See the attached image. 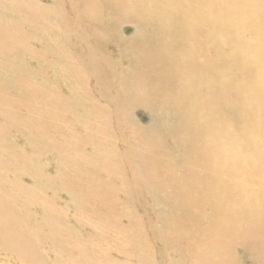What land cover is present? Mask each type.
Masks as SVG:
<instances>
[{"label": "rangeland", "instance_id": "rangeland-1", "mask_svg": "<svg viewBox=\"0 0 264 264\" xmlns=\"http://www.w3.org/2000/svg\"><path fill=\"white\" fill-rule=\"evenodd\" d=\"M0 9L21 45L0 64V195L42 223L33 256L0 264H264V0Z\"/></svg>", "mask_w": 264, "mask_h": 264}, {"label": "bare ground", "instance_id": "bare-ground-1", "mask_svg": "<svg viewBox=\"0 0 264 264\" xmlns=\"http://www.w3.org/2000/svg\"><path fill=\"white\" fill-rule=\"evenodd\" d=\"M53 2V1H52ZM4 2H2V4H3ZM22 3V2H21ZM23 4V3H22ZM125 4V3H124ZM8 4H6V6H7ZM24 5V4H23ZM88 5V4H87ZM94 5V4H93ZM1 6H3V5H1ZM21 7H22V5H20ZM77 7V6H76ZM109 7V6H108ZM8 9V8H7ZM48 9V8H47ZM1 10V9H0ZM51 10V9H50ZM49 10V11H50ZM3 11V10H2ZM55 12V11H54ZM53 12V13H54ZM168 12V11H167ZM170 13V12H169ZM5 14V13H4ZM8 15V14H7ZM23 15H24V13H23ZM161 15V14H160ZM17 16H18V13H17ZM33 16H34V14H33ZM32 16V17H33ZM54 16V15H53ZM56 17V16H55ZM27 18V17H26ZM4 20H5V18H4ZM25 20V19H24ZM23 21V20H22ZM132 24V23H131ZM12 26V25H11ZM131 26V25H130ZM135 27V26H134ZM137 30H139V29H135L134 31H135V34L137 35L138 34V31ZM141 30V29H140ZM142 31V30H141ZM131 32V31H130ZM40 33V32H39ZM117 33V32H116ZM40 34H42V33H40ZM45 34V33H44ZM144 34V33H143ZM142 34V35H143ZM139 35H140V33H139ZM145 35V34H144ZM143 35V36H144ZM4 36V34L3 33H0V64L2 63V57H15V55H17V54H19V52L21 51V45L20 44H15L14 42H11L10 40H4L3 37ZM53 36V35H52ZM62 36V35H61ZM60 36V37H61ZM122 36V35H121ZM36 37V36H35ZM63 37V36H62ZM145 37V36H144ZM40 38V37H39ZM134 38V37H133ZM136 38V37H135ZM143 38V37H142ZM152 38V37H151ZM178 39V38H177ZM152 40V39H151ZM18 41V40H17ZM51 41V40H50ZM35 42V41H34ZM84 45L86 46V42H84ZM89 45V44H88ZM90 46V45H89ZM39 47H42L41 45L39 46ZM30 50V49H29ZM68 50V49H67ZM66 50V51H67ZM86 51V50H85ZM163 55L162 54H160V60H164V58L162 57ZM6 59V58H5ZM11 59V58H10ZM10 59H8V60H10ZM58 59H60V58H58ZM14 60V59H13ZM29 60H31V59H29ZM35 60V59H34ZM69 61V60H68ZM9 62H11V60L9 61ZM21 62H23L22 60H21ZM38 61L36 60V63H37ZM40 62V61H39ZM166 62L165 61H163L162 62V64L164 65ZM14 64V63H13ZM38 64V63H37ZM29 65V64H28ZM36 66V65H35ZM40 66V65H39ZM41 66H42V64H41ZM40 66V67H41ZM60 66V65H59ZM52 68V67H51ZM103 67L102 66H99V65H97V66H95V68H93V70H97V71H102L101 69H102ZM53 69V68H52ZM64 69V68H63ZM168 69V68H167ZM45 70H46V68H45ZM49 70V69H48ZM164 70V69H163ZM169 70H171V69H169ZM34 71V70H33ZM36 71V70H35ZM57 71V70H56ZM162 71V70H161ZM165 72H167L166 70H164ZM4 72V71H3ZM53 72V71H52ZM58 72V71H57ZM1 73V72H0ZM8 73V72H7ZM59 73V72H58ZM61 73V72H60ZM219 73V72H218ZM38 74V73H37ZM53 74V73H52ZM51 74V75H52ZM119 75H121V74H119ZM39 76V75H38ZM160 76V75H159ZM166 76H167V78H165V79H167V80H170L171 81V79H172V74H171V72H167L166 73ZM37 77V76H36ZM58 77H60V76H58ZM161 77V76H160ZM38 78V77H37ZM40 78V77H39ZM55 78V77H54ZM61 78V77H60ZM63 78V77H62ZM59 79V78H58ZM64 79V78H63ZM62 79V80H63ZM218 79H219V77H218ZM40 80H41V78H40ZM68 80V79H67ZM13 81H16V79H14ZM46 81V80H45ZM52 81H53V79H52ZM64 81H65V79H64ZM51 82V81H50ZM70 82V81H69ZM29 84H30V82H28ZM55 83V82H54ZM68 83V82H67ZM52 84V83H51ZM94 84V83H93ZM70 85V84H69ZM74 85H76V84H74ZM11 86H13L12 84H11ZM10 85H9V88L11 87ZM72 86V85H71ZM79 87V86H78ZM72 89V88H71ZM70 92V91H69ZM0 95H1V93H0ZM262 96V95H261ZM78 97V96H77ZM118 97V96H117ZM79 105H81V104H79ZM156 106V105H155ZM80 107V106H79ZM81 110V109H80ZM146 110V109H145ZM147 111V110H146ZM96 112H98V111H96ZM148 112V111H147ZM1 113V112H0ZM101 114V113H100ZM106 115V114H105ZM110 115V114H109ZM108 115V116H109ZM98 116H100V115H98ZM1 117V116H0ZM102 117V116H101ZM108 118H110V117H108ZM156 118V117H155ZM106 119H107V117H106ZM3 120V119H2ZM150 120H152V118L150 119ZM108 121H110V120H108ZM114 121V120H113ZM164 121V120H163ZM161 122V121H160ZM159 122V123H160ZM7 123L9 124V125H11V126H14L15 128H14V130L15 131H20V130H18V127H17V124H18V120L17 121H14V120H12L11 118H10V115L8 114L7 115ZM110 123V122H109ZM115 123V122H114ZM154 124V123H153ZM161 124H162V122H161ZM169 125V124H168ZM95 130V129H94ZM22 132V131H21ZM20 133V132H19ZM18 133V134H19ZM118 133V132H117ZM114 135H115V133H114ZM19 136V135H18ZM20 136H21V134H20ZM22 137V136H21ZM25 137V136H24ZM33 138V140L34 141H37L38 139H37V137H32ZM11 139H13V138H11ZM10 140V139H9ZM118 140V139H117ZM11 141V140H10ZM27 141V140H26ZM70 141V140H69ZM74 141V140H73ZM115 142H117V141H115ZM120 142V141H119ZM122 143V142H121ZM128 143V142H127ZM28 145V144H27ZM29 146H31V145H29ZM128 146H130V145H128ZM185 146H186V148H189L190 149V147L192 146H190V144L189 143H186L185 144ZM253 146V145H252ZM28 147V146H27ZM89 147V146H88ZM137 148V147H136ZM135 148V149H136ZM28 149H30L31 150V148H28ZM138 149V148H137ZM2 152V151H1ZM137 152V151H136ZM142 152V151H141ZM54 153V152H53ZM56 153V152H55ZM49 155V154H48ZM94 155V154H93ZM142 155V154H141ZM247 155V154H246ZM50 156V155H49ZM57 156V155H56ZM82 156V155H81ZM140 156V155H139ZM144 155H142V157H143ZM60 157V156H59ZM76 157V156H75ZM4 158V157H3ZM38 158V157H37ZM52 158V157H51ZM93 158V157H92ZM36 161H38V160H36ZM45 161V160H44ZM140 161H141V159H140ZM53 162V161H52ZM58 162V161H57ZM85 162V161H84ZM256 163V162H255ZM6 164V163H5ZM58 164H59V162H58ZM95 164V163H94ZM142 165V164H141ZM38 166V165H37ZM42 166V165H41ZM47 166H45V168H46ZM62 167V166H61ZM29 168V167H28ZM55 168V164H54V167L52 168V169H54ZM58 168H59V166H58ZM65 168V167H64ZM3 169V168H2ZM12 169H13V167H12ZM106 170V169H105ZM55 171V170H54ZM6 172V171H5ZM22 172V171H21ZM58 172V171H57ZM1 174V173H0ZM7 174V173H6ZM11 174V173H10ZM21 173H19V175H20ZM57 174V173H56ZM205 174V173H204ZM24 175V174H23ZM119 175V174H118ZM189 175H190V177H193L195 174H193V172L192 171H190L189 172ZM26 176H27V174H26ZM13 177V176H12ZM15 177V176H14ZM28 177V176H27ZM224 177V176H223ZM17 179V178H16ZM33 179V178H32ZM45 181V180H44ZM181 181V180H180ZM18 184V183H17ZM38 184H40V179H39V177L38 176H36L35 177V179L33 180V185L35 186V185H38ZM121 184V183H120ZM122 184H124V180H122ZM203 184V183H202ZM241 184H243V183H241ZM18 186H19V184H18ZM32 186V185H31ZM40 188V187H39ZM199 189V188H198ZM17 190V189H16ZM51 191V190H50ZM198 191V190H197ZM61 192V191H60ZM59 192V193H60ZM63 192V191H62ZM1 193V192H0ZM51 193V192H50ZM63 194V193H62ZM17 195V194H16ZM53 195V194H52ZM69 196V195H68ZM127 196V195H126ZM187 196H185V198H186ZM221 197V196H220ZM67 198V197H66ZM159 198V197H158ZM201 198H202V196H201ZM69 199V198H68ZM70 199H71V197H70ZM69 199V200H70ZM125 199V198H124ZM197 199H199V198H197ZM195 200H196V198H195ZM200 200V199H199ZM215 200V199H214ZM73 201V200H72ZM71 201V202H72ZM157 201V200H156ZM159 201V200H158ZM234 201V200H233ZM232 201V202H233ZM68 202V201H67ZM161 202H162V200H161ZM215 202V201H214ZM227 202V201H226ZM16 203V200L15 199H6L5 197H3L2 195H0V247H1V249L4 251V252H8V251H10V252H16V253H21V254H23V255H32L33 256V253H34V250H33V246H34V240L33 239H37L38 238V240L39 239H41L42 238V235H41V233H40V230H41V228H42V223H37V222H35V221H33L31 218H30V216H29V218H27L28 216H26V217H22V216H19V215H17V213L13 210V205ZM74 203V202H73ZM72 203V204H73ZM21 204V203H20ZM71 204V205H72ZM227 204V203H226ZM34 205H35V203H34ZM74 205V204H73ZM18 206V205H17ZM78 207V206H77ZM192 207V206H191ZM18 208V207H17ZM33 208V207H32ZM43 208H44V206H43ZM66 208V207H65ZM218 208V207H217ZM40 209V208H39ZM48 209V208H47ZM69 209V208H68ZM230 209V208H229ZM38 210V209H37ZM42 210V209H41ZM74 210V209H73ZM194 210V209H193ZM209 210V209H208ZM225 210V209H224ZM219 211V209H218V211L220 212L219 214H215V216L217 217V218H219L218 216H221L220 218H222V216L224 217H226V215L229 213V211ZM81 211V210H80ZM24 212V211H23ZM40 212V211H39ZM42 213V212H41ZM45 213V212H44ZM241 213V212H240ZM196 214V213H195ZM27 215H29V214H27ZM203 215V214H202ZM39 216V215H38ZM72 216V215H71ZM208 216H210V215H208ZM213 216V215H212ZM211 216V217H212ZM230 216V215H229ZM203 217H206V216H203ZM70 219H71V217H69ZM208 218V217H207ZM210 218V217H209ZM212 218H214V216L212 217ZM212 218H211V220H212ZM219 218V219H220ZM233 218V217H232ZM40 219V218H39ZM199 219V218H198ZM205 219V218H204ZM206 220H208V222L209 221H211L210 219H206ZM216 220V219H215ZM218 220V219H217ZM222 220V219H221ZM223 220H225V218H223ZM222 220V221H223ZM228 220V219H227ZM73 221V220H72ZM76 221V220H75ZM213 221L214 220H212V223H213ZM219 222V224H221L220 223V220H218ZM230 221V220H229ZM228 221V222H229ZM233 221V220H232ZM126 223H128V222H126ZM179 223V222H178ZM177 223V224H178ZM236 223V222H235ZM79 224V223H78ZM214 224H215V222L213 223V227L212 228H214L215 226H214ZM223 224V223H222ZM224 224H226V221L224 222ZM223 224V225H224ZM247 224V223H246ZM43 225H46V221H44L43 222ZM82 225V224H81ZM179 225V224H178ZM210 225H211V222H210ZM216 225V224H215ZM233 225V224H232ZM245 225V224H244ZM250 225H252V224H250ZM29 226H32V228H33V230L32 231H30V227ZM36 226H37V228H36ZM221 226V225H220ZM238 226V225H237ZM241 226V225H240ZM240 226H238V228L240 227ZM249 226V225H248ZM80 227V226H79ZM206 227V226H205ZM209 227V226H208ZM218 227H219V225H218ZM222 227V226H221ZM224 227V226H223ZM230 227V226H229ZM245 227V226H244ZM252 227V226H251ZM233 228V227H232ZM256 228V227H255ZM258 228H259V226H258ZM205 229V228H204ZM223 229L224 228H222V230H220L221 232L220 233H222L223 232ZM249 229V228H248ZM253 229V228H252ZM261 229V228H260ZM29 230V231H28ZM48 230V229H47ZM83 230V229H82ZM181 230V229H180ZM200 230V229H199ZM203 230V229H202ZM211 230V233H212V229H210ZM214 230V229H213ZM216 230V229H215ZM227 230H229V229H227ZM234 230H237V229H235L234 228ZM170 231V230H169ZM208 231H209V229H208ZM207 231V232H208ZM217 231H219V228H218V230ZM250 231V230H249ZM254 231V230H253ZM256 231V230H255ZM254 231V232H255ZM198 232V231H197ZM203 232H205V230L203 231ZM203 233L204 235H206V234H209L210 232H208V233ZM214 232V231H213ZM225 232V231H224ZM34 234V235H36V238H33L30 234ZM200 233H201V231H200ZM252 234V232H249V234ZM256 233V232H255ZM255 233L253 234V235H255ZM202 234V235H203ZM214 234V233H213ZM231 234H232V232H231ZM236 234V233H235ZM239 234V233H238ZM237 234V235H238ZM242 234V233H241ZM85 235V234H84ZM200 235V234H199ZM199 235H197V236H199ZM204 235L202 236V238H204ZM210 235V234H209ZM208 235V236H209ZM223 234H221V236H222ZM226 237L227 236H229L228 235V233H226V234H224ZM246 235V234H245ZM68 236V235H67ZM196 236V237H197ZM236 236V235H235ZM234 236V237H235ZM258 236V241H259V238H261L262 239V236L260 237L259 235H257ZM264 236V235H263ZM200 237V236H199ZM211 237H212V234H211ZM215 237H216V235H215ZM215 237H213V238H215ZM218 237H219V234H218ZM223 238H224V236H222ZM222 237H220V241H222L221 239H222ZM229 238H231L230 236H229ZM239 238H240V235H239ZM251 238V237H250ZM254 238H255V236H254ZM200 239V238H199ZM206 239H207V237H206ZM205 239V240H206ZM232 239V238H231ZM249 239V238H248ZM261 239H260V241H261ZM264 239V238H263ZM262 239V240H263ZM249 240H251V239H249ZM37 241V240H36ZM208 241H211L210 239L208 240ZM207 241V242H208ZM213 241H214V239H213ZM217 241L219 242V240L217 239ZM228 241V240H227ZM257 241V242H258ZM205 242V241H204ZM207 242H205V243H207ZM245 242H248L249 243V241H247V239H246V241H242L241 242V245L242 246H244L245 245ZM253 242V240H251V243ZM38 244H39V242H37ZM210 243V242H209ZM221 243V242H220ZM219 243V244H220ZM263 243V242H262ZM261 243V244H262ZM41 244V243H40ZM39 244V245H40ZM219 244H218V246H219ZM229 244V243H228ZM43 245V244H42ZM194 245V244H193ZM209 245H212V248H213V244L212 243H210ZM221 245H222V243H221ZM230 245V244H229ZM259 245V244H258ZM224 246V245H223ZM262 246V245H261ZM263 246H264V243H263ZM203 247V246H202ZM216 247V246H215ZM222 247V246H221ZM230 247H231V245H230ZM246 247H248V245L246 246ZM204 248H205V245H204ZM208 248V247H207ZM243 248V247H242ZM259 248H260V245H259ZM38 249V248H37ZM36 249V250H37ZM191 249V248H190ZM193 249V248H192ZM196 249V248H195ZM61 250V249H60ZM91 250V249H90ZM200 249H198V251H199ZM208 250H210L209 248H208ZM248 250V249H247ZM250 250V249H249ZM256 250V249H255ZM258 250V249H257ZM256 250V251H257ZM262 250V249H261ZM40 251V250H39ZM204 251H205V249H204ZM216 251H218L217 249H216ZM219 251H220V249H219ZM221 251H223V250H221ZM252 251H254V249L252 250ZM44 252V251H43ZM197 252V251H196ZM251 252V251H250ZM42 253V252H41ZM210 253H211V251H210ZM209 253V254H210ZM213 254V253H212ZM39 255V254H38ZM43 255H46V254H43ZM199 255H200V252H199ZM201 255H202V253H201ZM200 255V256H201ZM216 255V254H215ZM46 257V256H45ZM205 257V256H204ZM216 259V258H215ZM214 259V260H215ZM213 260V261H214ZM219 259H217V261H218ZM220 260H221V258H220ZM37 261V260H36ZM198 261V260H197ZM32 262V261H31ZM140 262V261H139ZM142 262V261H141ZM43 263V262H42ZM53 263V262H52ZM55 263V262H54ZM137 263H138V261H137ZM194 264H195V262H193ZM197 263H200V261L199 262H197ZM44 264V263H43ZM140 264V263H139ZM142 264V263H141ZM214 264V263H213Z\"/></svg>", "mask_w": 264, "mask_h": 264}]
</instances>
